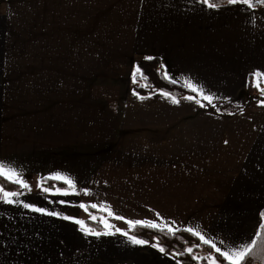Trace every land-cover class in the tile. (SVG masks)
Listing matches in <instances>:
<instances>
[{"label":"crops","instance_id":"obj_1","mask_svg":"<svg viewBox=\"0 0 264 264\" xmlns=\"http://www.w3.org/2000/svg\"><path fill=\"white\" fill-rule=\"evenodd\" d=\"M153 56L178 84L190 77L220 97L215 103L243 111L201 108L185 95L177 105L161 91L139 99L135 62ZM256 70L264 72V5L0 0V161L30 183L32 192L19 197L27 202L83 220L89 214L73 205L106 203L118 215L192 227L222 250L238 248L256 238L264 208V106L246 90ZM57 172L92 195L37 189ZM0 212V264L178 260L154 242L85 237L70 221L2 203Z\"/></svg>","mask_w":264,"mask_h":264},{"label":"snow or ice","instance_id":"obj_2","mask_svg":"<svg viewBox=\"0 0 264 264\" xmlns=\"http://www.w3.org/2000/svg\"><path fill=\"white\" fill-rule=\"evenodd\" d=\"M199 2L203 3L205 6H207L210 9L213 10H219L221 7H227V6H234L237 4L244 5L249 9H255L256 6L264 5V0H226V3L222 2H212V0H199ZM146 59H153L152 57H147ZM140 73L141 76H143V73L139 66L136 67L135 71L133 72L132 79L133 82H136V74ZM253 77V86L259 91L260 98L258 100L259 106H264V87H261L260 80L264 78V72H261L259 70H256L252 74ZM165 76L167 79L170 80L172 84L177 83L176 79L174 77L168 76L167 73H165ZM184 85L185 87L190 90L192 93H196V95H185L183 99L194 102L196 105H198L201 108H204L206 106H210L217 111L220 109L217 108L215 100H219L220 97L217 96L215 93L206 92L203 85L198 84L194 82L190 77H186L184 79ZM134 95L138 96L139 99L144 100L148 97H145L143 95H140L139 92L134 91ZM161 94L165 96L166 98H170L173 104H180V99H178L176 96L171 95L170 92L161 90ZM197 97H200L199 99ZM204 102H207L205 104ZM232 114V113H229ZM227 143V141H225ZM0 178L5 179L10 184L16 185L18 190H7V188L0 184V203L10 205V206H16L17 208H23L33 213H38L40 215L50 216V217H56L65 221H70L78 226V231L82 232L85 237L92 236V237H102V236H115V235H121L127 238V240L137 246H144L149 245L150 242L147 239L140 238L139 235L133 234L135 229L137 227H147L149 229H160L161 232L164 231V229H167V232L172 233L175 235L177 232L180 231L178 228H173L171 225H169L167 222H165L164 229H161V226L159 223L155 221H149V220H134L127 217H124L122 215H118L114 212V210L111 208L110 205H107L106 203L98 204L96 202H92L90 204L79 202L73 206L78 207L81 210H84L86 213L89 214L90 220L92 222H98L102 230H97L96 228L90 226L85 220L70 216L67 214H62L61 212H57L54 210H50L43 206H38L35 203L27 202L25 199H19L21 196H26L32 192V187L30 183L26 181L21 171H18L16 167L7 164L4 161H0ZM46 180H55L57 182H62L63 184L67 185L66 188L64 187H47L45 186ZM37 189L39 191H42L45 194H52L53 196H62V197H69V196H80L81 194L88 196L92 195L91 190L88 187L84 188H78L75 181H73L70 177L63 175L59 172L54 174H49L47 177H42L39 181H37ZM55 202V201H54ZM59 204L65 205V204H71L70 201H66L65 199H60L58 201ZM96 210L98 212H102L105 215L98 216L96 214H93L89 211ZM3 213L0 212V216H2ZM156 216L159 217L160 214L156 213ZM259 217L262 221H264V211H261L259 213ZM117 220L125 222L129 228L128 229H121L114 225L111 221ZM175 223V221H173ZM259 229L264 230V222L259 223ZM131 230V231H130ZM186 232L192 234L194 237H198L200 241H203L204 244L208 245L210 244L211 247L215 250V253L219 256L220 260L224 262V264H242V262L246 261V257L251 252L252 248L256 244L255 239H251L250 243L244 244L240 243L239 247L233 246L230 250H222L221 247H218L216 244L212 243L211 240L206 239L204 235L200 231L195 230L192 227H187L185 229ZM255 236L261 235L259 231L254 233ZM221 243H224L223 240H221ZM151 247L158 250L159 253L168 256L169 253L166 251V248L162 246L159 242V238L156 239V242L150 244ZM193 248L188 247L185 249L184 252H175L172 254V259H176L177 256H183L185 253H192ZM193 260L201 259L200 257H192ZM176 264H180V261L177 260ZM210 264H218L217 257L213 256L211 257Z\"/></svg>","mask_w":264,"mask_h":264},{"label":"trees","instance_id":"obj_3","mask_svg":"<svg viewBox=\"0 0 264 264\" xmlns=\"http://www.w3.org/2000/svg\"><path fill=\"white\" fill-rule=\"evenodd\" d=\"M212 2L226 3V0H212ZM146 58L147 57H143L135 62L136 67H140L143 76H141L140 73L136 75L137 84L133 88L134 91L139 92L140 95L143 96L161 90L170 92L171 95L176 96L177 98L182 95H196V93H192L186 87L178 83L172 84L170 80L166 78L162 61L159 57L153 56V59L151 60ZM254 89L255 87L253 86V77L252 75H249L246 85L247 94L249 95L248 98H262L261 96L259 97L255 94ZM204 103L207 104V102ZM216 105L217 108L220 109L219 112L222 113L237 114L244 109V104H237L233 102H220L216 103ZM0 184H3L7 190H18L16 185L10 184L3 178H0ZM45 185L47 187H67V185L63 184L62 182H57L55 180H46ZM89 210L92 212L101 213L96 210ZM262 211H264V208ZM85 221L97 230H102V227L98 222H92L91 220ZM161 229L164 228L161 227ZM178 229H180V231L173 235L172 233L167 232V229H164V231L161 232L160 229L137 227L133 234H137L140 236V238L147 239L149 242H156V239L159 238L160 244L166 248V251L169 254L175 252H184L186 248L192 247V253H185L183 256H177V259L181 264H210V261L205 256L200 257L201 259L198 260L192 259V257L198 256L199 251H204L207 254L212 253L213 256L217 257L218 264H224L210 244H204L203 241H200L198 237H194L192 234L186 232L185 228ZM259 232L261 235L256 236V244L246 257V261L242 262V264H264V230L259 229Z\"/></svg>","mask_w":264,"mask_h":264},{"label":"rangeland","instance_id":"obj_4","mask_svg":"<svg viewBox=\"0 0 264 264\" xmlns=\"http://www.w3.org/2000/svg\"><path fill=\"white\" fill-rule=\"evenodd\" d=\"M249 97V95L247 94V98ZM99 202H102V203H104V202H106L105 200H98Z\"/></svg>","mask_w":264,"mask_h":264}]
</instances>
